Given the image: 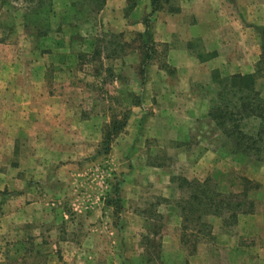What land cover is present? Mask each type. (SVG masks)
<instances>
[{
    "label": "rangeland",
    "instance_id": "1",
    "mask_svg": "<svg viewBox=\"0 0 264 264\" xmlns=\"http://www.w3.org/2000/svg\"><path fill=\"white\" fill-rule=\"evenodd\" d=\"M40 1L3 0L9 16L0 20L5 31L0 41L21 44V53L25 45L36 47L38 59L51 64L45 77L54 78L55 91L69 84L71 107H78L83 118L100 117L104 128L107 119L117 116L122 121L130 112L110 153L97 154L96 147L98 161L82 170L91 177L86 200L100 197L110 205L118 182L122 194L127 193L121 189L125 179L132 194L125 207L113 205L105 218H96L93 228L86 227L84 212L74 206L82 199L78 187L86 186L84 176L70 183L59 180L60 185L45 174L47 163H39L34 170L43 168L42 176L29 178L32 173L24 170L30 164L20 161L29 148L16 146L11 156L0 149V264H264V141L258 143L259 152L238 150L209 114L226 104V96L228 102L233 98L225 95L219 78L255 73L264 98V0L217 4L224 10L223 22L220 26L217 19H207L211 30H222L231 59L243 50L249 58L243 61L240 55L232 61L235 65L200 68L202 81L189 85L177 80L184 72L169 63L179 34L164 42L165 31L158 24L159 14L178 5L176 0H164L162 10L152 15L151 0H107L100 10L102 0ZM148 15L155 44L143 74L141 59L148 43L140 33ZM196 21L193 16L186 23ZM193 40L198 44L193 53L206 54L205 41ZM55 45L66 50L54 51ZM188 92L197 94L193 102L207 109L188 115ZM240 124L250 135L260 127L255 118ZM60 164L54 163L53 174ZM182 178L199 183L190 186ZM196 192L202 203L192 199ZM213 199L230 208L226 205L221 215L212 213ZM36 201L40 206L26 210L20 219L21 206Z\"/></svg>",
    "mask_w": 264,
    "mask_h": 264
},
{
    "label": "crops",
    "instance_id": "2",
    "mask_svg": "<svg viewBox=\"0 0 264 264\" xmlns=\"http://www.w3.org/2000/svg\"><path fill=\"white\" fill-rule=\"evenodd\" d=\"M2 2L0 0V20L9 16V9H3ZM176 2L179 4H174L173 7L177 10L163 9V11L168 12L159 14L158 24L165 31V36L161 38L164 42H170L173 33L179 34L180 44L173 47L169 53V63L177 66L180 72H184L179 75L177 79L179 82L189 85L195 83V81H202L203 77L198 72L200 68H220L225 65L229 66L231 63L235 65L232 61L237 60L240 55L243 57V61L246 60V57L249 58L243 50L241 54L234 53L231 59V52H225L223 47L222 30L214 28L211 30L210 22L207 21L210 18L217 19L216 24L219 22L221 26L224 10L217 7V4H222L225 0H176ZM242 2L244 0H238L239 4ZM193 16L197 17V21L186 23L188 18ZM169 17L177 18V21H172ZM214 23L212 24L214 25ZM4 32V27L0 26V35ZM7 33L9 32L7 31ZM195 38L203 39L207 49H211V51L205 48L207 50L206 54L196 52L195 55L193 51L195 52V49H198V44L193 42ZM20 47H22L21 44L0 41V149L6 148L5 152L11 156L15 153L16 146L29 148L27 156L20 157L21 163L27 161L30 164V168L24 170L27 173H32L29 174V178L42 176L43 168L38 167L34 170V165L37 166L39 163H47L49 169H45V174H48L49 177L45 176L48 179H56L57 183L63 181L70 183L73 179L84 176L86 186L84 184V186L78 187L80 190L77 189L83 196L79 203H74V206L78 207L79 211L84 212V214H81V219L85 221L86 227H91L96 218H103V216L105 218L113 208L112 204H104L100 197L98 201L86 200L88 197H85L91 194L88 192L91 177L90 171L86 172L84 170L90 163L98 161L99 155H97L98 152L96 154L95 148L103 140L105 127H102L100 117L98 119L96 117L85 119L78 107H71L72 93L68 83L61 84L65 85V88L61 86L60 90L55 91L54 78L45 77L51 64L38 59V49L36 47L32 48L30 46L29 49H26L27 46L25 45L24 53H21ZM256 48L257 46H253L254 51ZM57 49L66 50L61 45H55L54 51H57ZM27 54L30 56L29 59H25ZM53 61L56 64H59L57 63L59 61L63 65L61 60ZM39 80L40 84L38 83ZM43 83L47 85V88L40 90L38 87L43 86ZM78 91V97H82L79 88ZM185 95L190 100L191 105L188 115H198L200 108L207 109L205 105H198L197 102H193L196 101L197 94L188 92ZM80 102L81 100L76 106L80 105ZM132 110L134 111V107ZM204 110H201L200 113H204ZM111 120L107 119L105 126ZM41 147L43 149L42 154L38 153ZM54 147L60 148L55 150ZM89 158L92 161H89ZM0 162H3V153L1 152ZM54 163L60 165L56 166L57 173L53 174L52 167ZM83 168L84 170H82ZM145 171H150V168L146 167ZM25 176L27 175L25 174ZM126 184L128 182L125 179L121 189L125 187L127 193L124 192L123 195L120 191L121 206L124 207L129 203L132 194H128ZM39 206L40 204L37 201L30 203L29 206H21L18 212L20 219L23 218V213L26 210H32ZM89 239H86V241ZM42 246L43 251H47L48 245Z\"/></svg>",
    "mask_w": 264,
    "mask_h": 264
},
{
    "label": "trees",
    "instance_id": "3",
    "mask_svg": "<svg viewBox=\"0 0 264 264\" xmlns=\"http://www.w3.org/2000/svg\"><path fill=\"white\" fill-rule=\"evenodd\" d=\"M38 1L41 2L40 0ZM106 1L107 0H102V2L99 1V10L102 9ZM168 1L169 0H166V2ZM163 3L164 0H151L152 12L150 15L162 9ZM171 9L177 10L175 7H171ZM150 15H148L144 20L146 26L145 31L140 33V36L145 39V43H148V45L146 44L144 47L146 49L141 59V72L143 74L146 72V67L152 59L150 51L152 50L153 44H155L150 26ZM163 67H167V64H163ZM256 80L257 76L255 73L234 74L230 77L219 78L217 83L225 89V95L229 93L233 98L228 102V98L226 96V104L213 108V110L209 113L221 126L223 132H227V134L233 138L236 149H241L246 152H250L253 149L258 152L261 151V146H259L258 143L264 141V98L261 97V93L256 88ZM225 95L220 93L221 98H224ZM233 99H235V101ZM129 115L130 112L128 114H124L122 121L118 120L117 116L113 117L111 122L105 126L103 131V140L99 145L100 148L98 150V154L103 155L110 153L115 137H117V135L120 134L127 125ZM246 118H255L259 120L260 127L254 135L248 134V132L244 130V127L240 124ZM182 179L183 181L188 182V185L190 186H195V184L199 183L195 180L188 181L185 178ZM248 182L250 181L248 180ZM120 184L121 181L118 182L113 189L115 198L111 203L112 205L117 206L118 209L121 207ZM191 197L193 200H198L199 203H202L203 201L197 192L192 194ZM226 205L230 208L229 203L226 204V202H216L214 199L209 203V206L214 208L212 213L217 215L222 214L221 211L224 207H227ZM232 215L235 217L236 213L233 212ZM187 227L188 226L183 225V231H186L185 229Z\"/></svg>",
    "mask_w": 264,
    "mask_h": 264
}]
</instances>
